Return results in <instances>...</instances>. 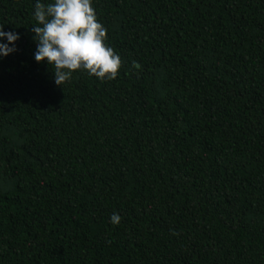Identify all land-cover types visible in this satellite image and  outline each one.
I'll list each match as a JSON object with an SVG mask.
<instances>
[{
	"label": "trees",
	"instance_id": "16d2710c",
	"mask_svg": "<svg viewBox=\"0 0 264 264\" xmlns=\"http://www.w3.org/2000/svg\"><path fill=\"white\" fill-rule=\"evenodd\" d=\"M34 3L0 0V264H264V0H92L120 68L61 86Z\"/></svg>",
	"mask_w": 264,
	"mask_h": 264
},
{
	"label": "clouds",
	"instance_id": "9594fccd",
	"mask_svg": "<svg viewBox=\"0 0 264 264\" xmlns=\"http://www.w3.org/2000/svg\"><path fill=\"white\" fill-rule=\"evenodd\" d=\"M31 25L35 42L33 58L52 69L54 83L61 86L77 70L97 79H112L120 68V57L105 43L106 29L98 21L92 0H35ZM19 38L0 28V57L15 51ZM120 216L109 217L118 224Z\"/></svg>",
	"mask_w": 264,
	"mask_h": 264
}]
</instances>
